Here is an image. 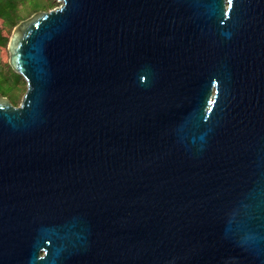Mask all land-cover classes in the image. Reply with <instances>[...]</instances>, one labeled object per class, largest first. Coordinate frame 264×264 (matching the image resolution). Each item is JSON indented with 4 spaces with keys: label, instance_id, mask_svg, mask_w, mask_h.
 Segmentation results:
<instances>
[{
    "label": "water",
    "instance_id": "water-1",
    "mask_svg": "<svg viewBox=\"0 0 264 264\" xmlns=\"http://www.w3.org/2000/svg\"><path fill=\"white\" fill-rule=\"evenodd\" d=\"M0 94V264H264V0H56Z\"/></svg>",
    "mask_w": 264,
    "mask_h": 264
},
{
    "label": "trees",
    "instance_id": "trees-1",
    "mask_svg": "<svg viewBox=\"0 0 264 264\" xmlns=\"http://www.w3.org/2000/svg\"><path fill=\"white\" fill-rule=\"evenodd\" d=\"M52 5L53 3L43 5L38 0H0V21L5 27L13 29L20 21L30 17L31 14L41 10H49L53 8ZM27 6L29 10L23 14ZM8 39L1 34L0 30L1 47L7 46ZM20 80L21 76L13 72L8 64L5 69L0 71V94L8 98L11 104H14L17 98V95L10 94L11 86L17 84Z\"/></svg>",
    "mask_w": 264,
    "mask_h": 264
},
{
    "label": "rangeland",
    "instance_id": "rangeland-1",
    "mask_svg": "<svg viewBox=\"0 0 264 264\" xmlns=\"http://www.w3.org/2000/svg\"><path fill=\"white\" fill-rule=\"evenodd\" d=\"M38 1L43 5H48L49 3H53V5H52L53 8L60 5V3L57 2L56 0H38ZM25 10L26 11H23V14L28 12L29 7L27 6L25 8ZM41 11H48V10H41ZM0 30H1V34L4 37H7V38L10 37V34L12 32V28L5 27L1 21H0ZM8 58H9V54L7 51V46H3V47L0 46V71L5 69V66L8 64ZM11 88H12V90H11L10 94L11 95H17V98L15 99V103L13 105L18 106L21 102L22 96L24 95V93L26 91V82L21 77V80L17 84L12 85Z\"/></svg>",
    "mask_w": 264,
    "mask_h": 264
}]
</instances>
